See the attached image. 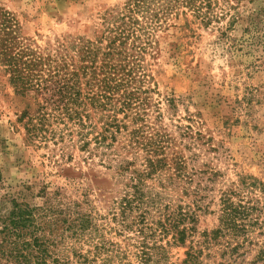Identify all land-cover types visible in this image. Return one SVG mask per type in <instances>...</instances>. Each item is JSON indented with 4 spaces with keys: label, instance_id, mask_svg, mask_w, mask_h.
<instances>
[{
    "label": "rangeland",
    "instance_id": "1",
    "mask_svg": "<svg viewBox=\"0 0 264 264\" xmlns=\"http://www.w3.org/2000/svg\"><path fill=\"white\" fill-rule=\"evenodd\" d=\"M126 2L0 0V43L13 37L42 52L62 39L92 42L103 34L104 18ZM207 8V24L189 12L168 21L156 33L154 52L145 56L146 85L157 105L149 121L170 137L167 159H183L187 180H168V162L159 179L145 180L143 192L195 217L193 226L185 224L193 231L184 244L173 243L171 235L155 238L165 248L164 264H181L189 249H202L204 264H264V0H210ZM33 108L0 63V231L16 203L31 210L35 227L19 239L0 234V264H20L10 253L26 254L20 243L34 236L45 245L41 264H138L136 213L129 214L126 228L119 219L129 173L119 177L115 166L128 161L131 170L139 169L142 157L118 150L120 160L106 168L99 157L86 159L75 134L61 143L63 127H52L56 133L46 139H29L22 114ZM225 194L233 207L250 208L249 229L224 233L206 246L204 236L219 226ZM82 221L87 224L81 231Z\"/></svg>",
    "mask_w": 264,
    "mask_h": 264
},
{
    "label": "trees",
    "instance_id": "2",
    "mask_svg": "<svg viewBox=\"0 0 264 264\" xmlns=\"http://www.w3.org/2000/svg\"><path fill=\"white\" fill-rule=\"evenodd\" d=\"M209 5L210 0H127L118 13L104 18L105 30L95 41L62 39L52 51L42 52L22 46L13 37L0 43V63L10 84L19 95L33 100L34 108L22 114L29 139H46L55 135L56 129L52 127H63L59 130L61 143L75 134L79 151L87 154L86 159L93 161L99 157L106 168L120 160L118 150L125 155L132 153L135 159L142 157L139 169L131 170L128 161H117L115 166L117 176L129 173V182L124 185L129 190L118 203L119 219L126 228L129 214L136 213L132 221L138 238L134 251L138 264H164L165 248L159 245V239L171 235L173 243L184 244L193 231V227L186 225L195 223L192 213L180 207L171 209L170 203L162 206L160 198L143 192L145 180L154 175L159 179L160 173L169 170L168 162L173 171L168 180H187L183 159H167L170 137L149 121L157 105L153 104L152 90L146 85L148 75L143 62L146 55L154 52L156 33L168 21L189 12L207 24L212 18L206 11ZM164 99L173 103L167 96ZM119 140L123 145L116 149L114 143L120 144ZM69 142L73 143L70 139ZM64 147L61 145L60 151ZM220 211L218 228L206 234L207 240L204 236L206 246L224 233H245L249 229L246 220L250 208L246 204L233 207L225 194ZM33 222L31 210L16 203L3 221L0 234L15 239L31 236L35 233ZM86 224L87 221H82L81 231ZM17 243L11 242L14 246ZM21 245L27 253L14 256L10 253L12 258L20 264L44 263L43 242L34 236L30 242L22 240L20 249ZM201 254L202 249L193 252L189 249L181 264H204Z\"/></svg>",
    "mask_w": 264,
    "mask_h": 264
}]
</instances>
